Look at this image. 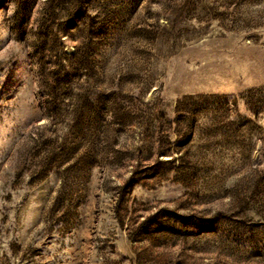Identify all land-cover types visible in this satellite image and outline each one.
I'll return each mask as SVG.
<instances>
[{
	"label": "rangeland",
	"instance_id": "obj_1",
	"mask_svg": "<svg viewBox=\"0 0 264 264\" xmlns=\"http://www.w3.org/2000/svg\"><path fill=\"white\" fill-rule=\"evenodd\" d=\"M0 264H264V0H0Z\"/></svg>",
	"mask_w": 264,
	"mask_h": 264
}]
</instances>
